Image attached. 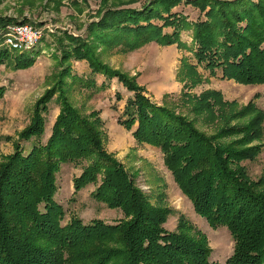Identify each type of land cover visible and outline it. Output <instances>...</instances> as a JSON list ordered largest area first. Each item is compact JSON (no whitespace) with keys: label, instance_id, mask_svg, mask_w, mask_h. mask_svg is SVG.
Segmentation results:
<instances>
[{"label":"trees","instance_id":"trees-1","mask_svg":"<svg viewBox=\"0 0 264 264\" xmlns=\"http://www.w3.org/2000/svg\"><path fill=\"white\" fill-rule=\"evenodd\" d=\"M179 2L198 9L203 18L189 21L172 12ZM14 21L0 16L1 30ZM25 22L24 18L20 23ZM166 27L172 32H165ZM183 30L191 31V45L181 40ZM87 32L84 37L64 32L61 61L86 60L91 75L116 78L131 93L117 123L128 130L135 125L131 132L135 141L159 149L163 165L194 212L211 228L225 226L229 231L232 253L224 263L211 260L207 236L183 216L175 229L165 228L173 208L152 203L124 165L106 151L98 112L81 113L54 86L36 100L13 152L0 160V264H264V176L252 178L245 164L264 147V112L251 101L237 109L235 102L223 100L220 91L208 89L199 94L183 91L184 113L176 103L153 102L133 77L103 64L95 53L98 45L134 50L149 41L176 44L190 51L195 61L184 57L186 88L201 80L199 66L210 76L219 71L222 79L261 85L264 0H149L139 9H107L88 24ZM0 45V64L10 59V52L15 53L10 60L14 69L32 64L30 51L10 50L3 39ZM70 68L66 64L61 69L59 84L65 77H75ZM88 83L82 86L94 81ZM3 92L0 86V96ZM56 92L59 112L47 140L40 143L37 139L43 135L48 104ZM245 114L253 115L243 124L231 123ZM213 121L219 127L210 133L197 125ZM20 141H32L26 153ZM65 163L82 165L72 178L73 194L94 184L91 197L119 209L122 218L84 223L72 215L64 221L65 211L55 193L56 174Z\"/></svg>","mask_w":264,"mask_h":264},{"label":"rangeland","instance_id":"rangeland-1","mask_svg":"<svg viewBox=\"0 0 264 264\" xmlns=\"http://www.w3.org/2000/svg\"><path fill=\"white\" fill-rule=\"evenodd\" d=\"M42 1H0V16L14 20L25 17L27 18L25 23H30L43 30L39 44L29 50L30 55L33 56V62L29 67L14 69L10 63L15 54L13 52H10L11 57L8 61L0 64V86L4 87V92L0 96V160L3 155L13 152L18 132L28 124L36 100L47 89L55 86L56 90L66 94L68 100L81 113L89 114L95 111L98 112L100 118H104L105 122L102 118L101 120L106 151L113 154L124 165L152 203L173 208L174 213L168 216L164 224L165 228L175 229L178 218L183 216L207 236L209 246L212 248L210 259L224 263L231 255L233 248V241L226 227L211 228L205 218L194 212L191 202L180 192L171 173L163 165L162 154L158 148L138 144L131 133L133 127L128 130L122 125L114 126L113 120H117V115L120 114L125 100L131 93L116 78L105 79L100 74L91 75L86 60L61 61V52L67 41L64 39V32L68 35L84 37L88 34V24L97 21L107 9H139L144 4H148L149 0H81L86 3L88 8V11L85 12L87 18L84 21L67 20L60 17L59 0H46L44 5L41 4ZM50 1L54 2L57 13L54 12L55 10L50 11L52 6L47 5ZM71 2L75 4L74 0ZM45 11L48 14H45ZM172 12L187 17L189 21L203 18L198 9L184 2L176 4L172 8ZM52 15L58 17L54 18ZM88 18L90 20L87 22ZM39 19L42 21L39 22ZM152 22L162 24V20L158 19H153ZM10 23H17V21ZM1 29L2 27H0V33L3 32ZM164 31L170 33L172 27H166ZM190 34V30L181 31V40L188 45H191ZM1 43L2 39L0 38ZM2 48L0 45V49ZM95 53L103 64L133 77L153 102L161 104L167 101L170 105L176 103L178 109L184 113H186V109L181 106V93L186 91L199 94L208 89L220 91L223 100L235 102L237 109L251 101L255 107L264 112V84L244 85L234 80L222 79L219 71L215 76H210L206 69L199 66L197 69L201 74V80L194 86L186 88L184 85L188 84V76L183 66L184 57L192 62L195 61L190 51L181 49L176 44L160 45L155 41H149L134 50H123L119 45H98ZM66 64H70L71 74L75 77H65L64 83L59 84V73ZM90 79L94 81V84L83 87V82L88 83ZM103 82L105 86L101 87ZM58 93L54 94L48 104L44 132L37 139L40 143H45L47 140L51 126L59 112ZM116 94L120 95V100H117ZM249 116L245 114L242 118L231 120V123L235 126L243 124ZM215 124L217 123L213 121V123L210 122V125L200 123L197 125L200 129L210 133L214 127H219ZM120 126L124 130H119ZM255 142L257 143V141ZM261 142L264 143V135ZM20 144L26 153L32 141H20ZM262 151L254 161L245 162L249 174L254 179L261 174L264 176V147ZM81 167V164H61L56 174L58 188L55 199L64 208V221H67L72 215L80 217L84 223L96 218L112 223L122 218L119 209L109 208L91 197L90 193L95 188L94 184H89L78 193L73 194L72 178L79 175Z\"/></svg>","mask_w":264,"mask_h":264},{"label":"built area","instance_id":"built-area-1","mask_svg":"<svg viewBox=\"0 0 264 264\" xmlns=\"http://www.w3.org/2000/svg\"><path fill=\"white\" fill-rule=\"evenodd\" d=\"M43 30L30 23H10L3 28V44L10 50L24 52L35 48L42 38Z\"/></svg>","mask_w":264,"mask_h":264},{"label":"crops","instance_id":"crops-1","mask_svg":"<svg viewBox=\"0 0 264 264\" xmlns=\"http://www.w3.org/2000/svg\"><path fill=\"white\" fill-rule=\"evenodd\" d=\"M58 1V0H57ZM60 1V6H59V9H58V11H59V13H60V17H64V19H67V20H70V19H75V20H77V19H79V20H83L84 21V19L85 18H87L86 17V15H85V12H87L88 11V8H87V6H86V3L85 2H83V1H81V0H74V2H75V4H73V2H71L72 0H59ZM45 2H46V0H43L42 2H41V4L42 5H44L45 4ZM47 5H50V6H52V9L50 10L51 12H52V10H55L54 12H58L57 11V9H55L54 8V2L53 1H50ZM38 7H40L41 8V6H38ZM45 14H48V12H44ZM89 13H92V12H89ZM54 18H57L58 16H54V15H52ZM25 17H23V18H21V19H17L16 21L18 22V21H21V20H23ZM25 19H27V18H25ZM63 19V18H62ZM46 20V19H45ZM45 20H43V21H45ZM61 20V18L59 19V21ZM90 20V18H88L87 19V22ZM42 20L41 19H39V22H41ZM56 21H58V20H56ZM87 22H85V24H87ZM46 24V22L44 23V25ZM85 26V25H84ZM89 71H90V69H89ZM102 76V75H101ZM102 77H104V76H102ZM104 79V78H103ZM158 103V102H157ZM102 118V117H101ZM103 119V121H104V118H102ZM113 120V119H112ZM117 120L115 119V120H113V122H114V126H117V125H120V124H118L117 122H116ZM105 122V121H104ZM135 127V125L133 126V128ZM119 130H124V128H122L121 126H120V129ZM144 145H147V144H144ZM263 152V151H262Z\"/></svg>","mask_w":264,"mask_h":264},{"label":"bare ground","instance_id":"bare-ground-1","mask_svg":"<svg viewBox=\"0 0 264 264\" xmlns=\"http://www.w3.org/2000/svg\"><path fill=\"white\" fill-rule=\"evenodd\" d=\"M3 33V32H2Z\"/></svg>","mask_w":264,"mask_h":264}]
</instances>
